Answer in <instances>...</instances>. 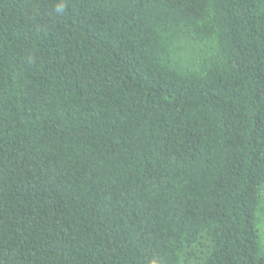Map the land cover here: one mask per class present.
Segmentation results:
<instances>
[{
	"label": "trees",
	"instance_id": "16d2710c",
	"mask_svg": "<svg viewBox=\"0 0 264 264\" xmlns=\"http://www.w3.org/2000/svg\"><path fill=\"white\" fill-rule=\"evenodd\" d=\"M264 0H0V264H264Z\"/></svg>",
	"mask_w": 264,
	"mask_h": 264
},
{
	"label": "rangeland",
	"instance_id": "374dc122",
	"mask_svg": "<svg viewBox=\"0 0 264 264\" xmlns=\"http://www.w3.org/2000/svg\"><path fill=\"white\" fill-rule=\"evenodd\" d=\"M257 221H258V229H259V234H260L261 254L264 255V191H263L262 202L258 210V220Z\"/></svg>",
	"mask_w": 264,
	"mask_h": 264
}]
</instances>
